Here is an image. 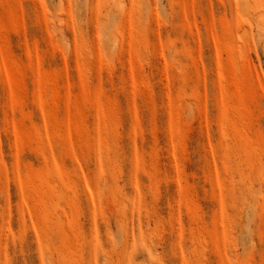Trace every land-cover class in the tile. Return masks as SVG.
<instances>
[{"label": "rangeland", "instance_id": "rangeland-1", "mask_svg": "<svg viewBox=\"0 0 264 264\" xmlns=\"http://www.w3.org/2000/svg\"><path fill=\"white\" fill-rule=\"evenodd\" d=\"M0 264H264V0H0Z\"/></svg>", "mask_w": 264, "mask_h": 264}]
</instances>
